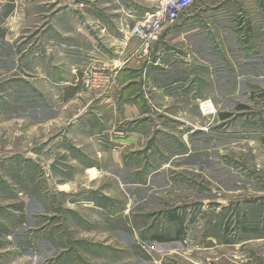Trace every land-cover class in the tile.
<instances>
[{"label":"rangeland","instance_id":"obj_1","mask_svg":"<svg viewBox=\"0 0 264 264\" xmlns=\"http://www.w3.org/2000/svg\"><path fill=\"white\" fill-rule=\"evenodd\" d=\"M240 3L235 38L211 45L213 74L217 55L229 54L234 71L222 75L254 86L242 106L228 108L229 117L262 120L264 0L252 8ZM86 5L91 0H0V264H264V141L213 136L212 164L194 168L181 134L177 169L170 120L143 125L150 146L138 155L99 158L83 143V160L91 157L98 168L92 177L74 161V146L58 139L88 97L51 89L33 54L43 52L45 27L64 9L75 15ZM217 28H210L213 38ZM208 127L205 121L202 130ZM108 141L96 136L94 146L108 150ZM170 212L183 223L168 222ZM160 232L171 240L155 239Z\"/></svg>","mask_w":264,"mask_h":264},{"label":"crops","instance_id":"obj_2","mask_svg":"<svg viewBox=\"0 0 264 264\" xmlns=\"http://www.w3.org/2000/svg\"><path fill=\"white\" fill-rule=\"evenodd\" d=\"M164 1L91 0L90 8L86 5L76 10L75 15L64 9L65 13H60L45 27L49 29L44 35L43 52L33 55L38 57V64L43 60L40 67L44 69L46 84L51 89L83 90V95L88 97L82 105V114L66 121L64 131L58 136L61 142L67 141V148L71 144L74 146L69 151L74 156L76 153L74 161H83L88 166L86 171L98 168L91 157L83 160L87 154L82 155L80 150L85 141L96 150L99 158L128 151L127 154L138 155L150 146L149 137L142 130L143 125L169 120L173 126V161L178 164L182 156L179 149L182 134L188 163L194 168L199 164H212L208 142L213 136L219 142L228 137L264 141V115L262 120L261 117H247L243 118L244 121L236 115L223 116L229 112L228 108L242 104L244 92L254 90L253 84L249 85L244 79L229 82L222 75L228 69L234 71L232 65L236 63L229 54L217 55L218 71L213 74L211 45L213 41L224 42L229 36L235 38L232 28L237 31L236 11H243L241 0L214 6L195 0L191 11L177 25L166 28L154 41L150 59L141 58L139 42L131 37L130 29L146 13L156 11ZM245 2L250 8L254 3L258 5L259 0ZM214 11L215 15H212ZM215 22L219 31L213 38L210 28ZM233 56L243 59L235 53ZM87 67L108 73L117 67L111 88L86 90L83 72ZM251 80L258 84L260 78ZM229 84L233 88L229 89ZM208 97L214 99L219 109L218 129L212 131L202 130L206 119L198 108L199 102ZM99 135L108 136V150L95 148L94 137ZM112 144L121 147L117 149L116 146L111 147ZM122 159V165L126 164L127 157ZM141 170L136 169V172Z\"/></svg>","mask_w":264,"mask_h":264},{"label":"built area","instance_id":"obj_3","mask_svg":"<svg viewBox=\"0 0 264 264\" xmlns=\"http://www.w3.org/2000/svg\"><path fill=\"white\" fill-rule=\"evenodd\" d=\"M195 0H165L154 12L146 13L137 20L130 29L131 37L139 42L138 53L141 58L150 59L154 41L169 27L177 25L179 20L191 11ZM118 72L117 67L113 72H103L95 67H87L83 77V85L90 91L107 90L113 83ZM199 111L210 126L218 120L219 109L210 98L202 99L198 104Z\"/></svg>","mask_w":264,"mask_h":264},{"label":"trees","instance_id":"obj_4","mask_svg":"<svg viewBox=\"0 0 264 264\" xmlns=\"http://www.w3.org/2000/svg\"><path fill=\"white\" fill-rule=\"evenodd\" d=\"M223 116L229 117L230 114L226 113ZM70 212L74 213L73 211H70ZM164 217L166 218V215H164ZM167 218H169L168 222L183 223V221H184V219L180 217V214L176 213V212L167 213ZM168 236H169L168 232L167 233L160 232V234L156 235L155 239H157V240H159L161 242H166V241H170L171 240L170 236L169 237ZM66 259H67L68 264H79L78 261H76V258L74 260L73 259H69V258H66Z\"/></svg>","mask_w":264,"mask_h":264},{"label":"bare ground","instance_id":"obj_5","mask_svg":"<svg viewBox=\"0 0 264 264\" xmlns=\"http://www.w3.org/2000/svg\"><path fill=\"white\" fill-rule=\"evenodd\" d=\"M89 172H90V175H91L92 177H95V176H96V172H95L94 170H90Z\"/></svg>","mask_w":264,"mask_h":264}]
</instances>
